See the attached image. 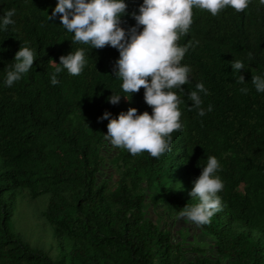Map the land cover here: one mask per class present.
Returning a JSON list of instances; mask_svg holds the SVG:
<instances>
[{
  "label": "trees",
  "instance_id": "obj_1",
  "mask_svg": "<svg viewBox=\"0 0 264 264\" xmlns=\"http://www.w3.org/2000/svg\"><path fill=\"white\" fill-rule=\"evenodd\" d=\"M124 2L127 30L143 0ZM56 3L0 0V25L15 9L14 23L0 26V264H264V93L251 83L252 76L264 77V4L250 0L242 12L226 7L216 16L193 7L190 29L177 41L188 48L181 65L191 69L189 82L172 89L182 129L171 134V151L153 158L105 140L108 121L98 122L105 112L116 118L129 108L150 115L152 109L143 88L123 92L114 75L116 49L74 43L59 15L48 20ZM21 46L36 61L8 87L6 72ZM78 49L85 51L81 74L63 70L53 86L59 57ZM233 60L245 69L232 70ZM198 83L208 91L199 93L204 116L188 95ZM112 93L121 96L117 105L108 102ZM208 156L217 158L224 188L222 210L199 225L211 239L205 247L161 221L199 202L189 193ZM23 192L32 199L50 195L41 217L52 229L56 259L9 227Z\"/></svg>",
  "mask_w": 264,
  "mask_h": 264
},
{
  "label": "clouds",
  "instance_id": "obj_2",
  "mask_svg": "<svg viewBox=\"0 0 264 264\" xmlns=\"http://www.w3.org/2000/svg\"><path fill=\"white\" fill-rule=\"evenodd\" d=\"M250 0H143L138 13L133 12L131 18L136 21L134 27L127 30L121 27L122 17L126 15L127 4L124 0H57L48 20H55L59 15L61 26L74 33L73 42L91 45L92 49H103L110 46L119 52L115 62L114 75L122 81L123 92L133 93L144 89V102L151 107L152 114H137V109L129 108L116 118L105 112L98 122L107 120L105 140L114 147L122 148L136 156L147 152L153 158H159L171 151L174 131L182 129L180 123L181 103L178 94L172 89L181 90V86L189 82L191 69L181 65L188 48L178 46L177 41L186 35L192 24L193 7L206 10L216 16L226 7L242 12ZM264 4V0H260ZM15 9L9 10L2 18L5 30L14 23L12 17ZM142 26V31L138 29ZM27 42H25V45ZM252 58V54H248ZM14 64L6 72L5 84L11 87L28 73L35 59L34 51L28 46H21L15 53ZM52 63L56 64L52 61ZM85 51L78 49L66 56L59 57V64L50 74V83H59L57 76L63 71L71 76H79L85 67ZM232 70L240 72L245 69L241 60L231 62ZM238 83L244 82L239 75ZM251 83L256 92L264 93V77L252 76ZM189 99L192 107L198 109V115L204 116L199 93L208 94L203 83L195 85ZM240 92L247 94V88ZM121 96L113 94L108 102L117 105ZM127 100V99H126ZM208 112L212 111L209 105ZM220 164L215 156H208L206 166L199 177L193 181L189 195L198 198L195 205H185L178 213L180 218L204 225L211 221L213 215L222 210L221 198L218 195L224 188L221 178L216 175Z\"/></svg>",
  "mask_w": 264,
  "mask_h": 264
},
{
  "label": "rangeland",
  "instance_id": "obj_3",
  "mask_svg": "<svg viewBox=\"0 0 264 264\" xmlns=\"http://www.w3.org/2000/svg\"><path fill=\"white\" fill-rule=\"evenodd\" d=\"M49 194H42L37 198H30L25 192L18 194L13 216L9 222L11 230L20 235L21 239L32 248L42 251L53 258H57V248L55 246L52 229L43 220L44 212ZM157 210H161L157 208ZM152 212V210H149ZM163 214V213H162ZM153 220L157 217L153 216ZM167 224L174 232L183 230L186 234L187 243L191 245H203L208 247L211 242L200 230L199 225L187 220L186 218H168L163 219L161 224ZM184 247H189L185 244Z\"/></svg>",
  "mask_w": 264,
  "mask_h": 264
}]
</instances>
